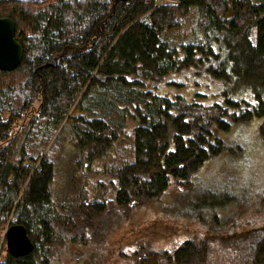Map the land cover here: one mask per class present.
Returning <instances> with one entry per match:
<instances>
[{"label":"trees","instance_id":"16d2710c","mask_svg":"<svg viewBox=\"0 0 264 264\" xmlns=\"http://www.w3.org/2000/svg\"><path fill=\"white\" fill-rule=\"evenodd\" d=\"M0 17L24 47L17 68L0 69V229L20 223L33 244L0 264H52L71 236L102 235L110 214L164 195L168 214L208 229L139 264H264V224L246 217L249 202L230 216L238 229L222 233L233 197L179 192L209 160L242 154L224 136L235 126L263 118L264 142V0H0ZM65 132L77 170L103 177L98 196L86 181L57 199ZM124 141L127 156L108 166Z\"/></svg>","mask_w":264,"mask_h":264},{"label":"rangeland","instance_id":"374dc122","mask_svg":"<svg viewBox=\"0 0 264 264\" xmlns=\"http://www.w3.org/2000/svg\"><path fill=\"white\" fill-rule=\"evenodd\" d=\"M187 24L189 27L191 22ZM183 31L187 33L188 28H184ZM179 35L183 36V33ZM176 37L177 35L173 36ZM8 115L9 113L5 112L3 118L7 119ZM262 121L263 118H256L225 133L224 136L231 145L243 146L242 154L232 155L225 152L209 160L195 175L192 189L185 191L184 187H179V192L185 193V198L192 202H205L211 198L226 200L233 197L234 202L219 212L218 217L221 220L217 227L219 232H234L238 229L233 220L239 219L240 216L233 217L232 220L230 216L237 210V204L245 201L251 204L246 217L252 219L255 225L264 224V204L261 203L264 192V142L259 135V125ZM69 136L67 132L61 135L63 147L60 156L57 157L60 173L54 183L57 199L63 200L65 196H71L75 193L74 190L79 191L86 181L90 194L98 196L101 191L97 183L103 177L91 173L88 169L84 172L77 170L71 155L72 149L68 146ZM121 148H123L121 153L114 159L107 160L108 166L127 156L129 141L123 143ZM104 162L106 161H98L94 166L102 169ZM171 201V196L164 195L153 203L139 204L128 212H122V215L111 221L110 214L106 222L107 228L102 235H83L84 238L81 239L78 235L71 236L67 245L55 247L52 252L54 253L52 264H139L137 256L164 253L187 240H192L194 227L203 231L208 229L207 223L198 222L195 217L188 220V217L180 218L168 214L165 207L169 206ZM242 218L244 219L243 214ZM172 219L177 222L175 230L166 226ZM237 222L238 225L243 224L242 221ZM185 225H188L189 229ZM169 233L171 234L168 236ZM1 248H5L4 244ZM7 252L0 254V261L6 258ZM145 263L154 264L152 260H145Z\"/></svg>","mask_w":264,"mask_h":264},{"label":"water","instance_id":"95a60500","mask_svg":"<svg viewBox=\"0 0 264 264\" xmlns=\"http://www.w3.org/2000/svg\"><path fill=\"white\" fill-rule=\"evenodd\" d=\"M24 47L16 37V23L11 17H0V69L13 70L23 59ZM32 240L27 229L20 223L9 226L7 232L8 252L23 256L31 252Z\"/></svg>","mask_w":264,"mask_h":264},{"label":"built area","instance_id":"2783aa9c","mask_svg":"<svg viewBox=\"0 0 264 264\" xmlns=\"http://www.w3.org/2000/svg\"><path fill=\"white\" fill-rule=\"evenodd\" d=\"M177 0H156V5L159 6L161 4H168V3H176ZM9 224H7L5 227L0 229V251L3 253L0 254H6L5 252L8 251L7 247V232L9 229ZM4 244L5 248L2 249L1 245ZM1 260V259H0Z\"/></svg>","mask_w":264,"mask_h":264}]
</instances>
